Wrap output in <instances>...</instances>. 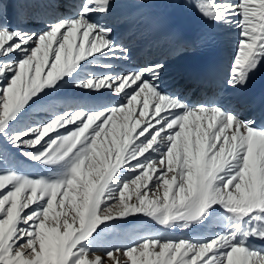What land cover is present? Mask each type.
Masks as SVG:
<instances>
[{
	"label": "snow or ice",
	"instance_id": "1",
	"mask_svg": "<svg viewBox=\"0 0 264 264\" xmlns=\"http://www.w3.org/2000/svg\"><path fill=\"white\" fill-rule=\"evenodd\" d=\"M187 6L236 30L197 102L163 61L122 67L118 0H0V264H264V124L226 102L264 66V0ZM137 215L159 231L114 241Z\"/></svg>",
	"mask_w": 264,
	"mask_h": 264
},
{
	"label": "bare ground",
	"instance_id": "2",
	"mask_svg": "<svg viewBox=\"0 0 264 264\" xmlns=\"http://www.w3.org/2000/svg\"><path fill=\"white\" fill-rule=\"evenodd\" d=\"M40 2L49 5L47 8L39 9L42 14L56 11L57 5L66 4V0H41ZM146 2L149 6H140V0H118L121 7L116 10L114 17L109 20L115 27L117 39L131 49L130 58L122 67L131 68L137 64L148 62V59H150V62L163 61L167 64L164 80L171 91L180 94L191 102H197L218 93L221 89L215 87L200 88L198 85L186 82V77L182 74L179 61V57L183 52L187 53L192 50L190 44L194 38V32L205 20L195 8L187 6L188 0H146ZM42 18L43 15L26 26L36 27L40 25L39 19ZM216 28L223 42L225 55L224 72L226 74L234 48L236 30L225 32L218 27ZM179 45L188 47L181 50L178 47ZM262 74H264V66H261L255 72L245 87L230 90L226 97V102L238 109L242 107V112L252 117L254 109L249 106L245 107V101L242 100L246 95L249 83ZM252 118H255L259 124L260 118ZM135 219L146 221L142 228L153 232L159 231V227L148 218L137 215L128 218L127 223L116 225V233L120 232L122 230L121 226L125 227L126 224H130L129 226L132 229H137L134 222ZM138 228L141 229V226ZM172 234L176 236L183 235V233L179 234L177 231Z\"/></svg>",
	"mask_w": 264,
	"mask_h": 264
},
{
	"label": "rangeland",
	"instance_id": "3",
	"mask_svg": "<svg viewBox=\"0 0 264 264\" xmlns=\"http://www.w3.org/2000/svg\"><path fill=\"white\" fill-rule=\"evenodd\" d=\"M41 1V0H40ZM61 10H63V7H61ZM41 25H38V26H36V27H33V26H31V27H28V26H26V27H28V28H32V29H38L39 27H40ZM148 62H150V59H148ZM148 62H146V63H148ZM198 99H199V97H198ZM242 108V107H241ZM241 108H239V110L240 111H242L243 110V108L241 109ZM12 152H13V154L14 155H16L19 159H21L22 161H23V157H20L19 156V153L18 152H16L15 150H11ZM23 167L24 168H26V169H28V170H34V166L30 163V162H27V161H24V164H23ZM137 220V221H136ZM139 219H135L134 220V222H135V226H137V229H140V228H138V227H140L141 226V228H142V226H144V224L146 223V221L145 220H139ZM128 222V221H127ZM137 222V223H136ZM130 224H126L125 225V227L123 226H121V231L119 232H117V234L119 233V234H123V233H127V232H130V231H132L133 229L129 226ZM154 225V224H153ZM130 230V231H129ZM177 231V233H181L179 230H176ZM119 234L118 235H114L113 237H112V239L115 241V240H118L119 239ZM99 254V253H98Z\"/></svg>",
	"mask_w": 264,
	"mask_h": 264
}]
</instances>
